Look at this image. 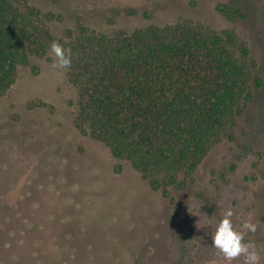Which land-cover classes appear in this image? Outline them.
Returning <instances> with one entry per match:
<instances>
[{
  "label": "rangeland",
  "instance_id": "rangeland-1",
  "mask_svg": "<svg viewBox=\"0 0 264 264\" xmlns=\"http://www.w3.org/2000/svg\"><path fill=\"white\" fill-rule=\"evenodd\" d=\"M229 0H29L59 19L113 33L193 19L234 28L263 85L235 128L169 194L151 188L127 160L75 125L77 90L53 68L50 49L18 68L0 98V264H227L211 234L227 208L235 226L251 217L264 264V0H240L244 19L217 9ZM232 264H244L241 257Z\"/></svg>",
  "mask_w": 264,
  "mask_h": 264
},
{
  "label": "trees",
  "instance_id": "trees-1",
  "mask_svg": "<svg viewBox=\"0 0 264 264\" xmlns=\"http://www.w3.org/2000/svg\"><path fill=\"white\" fill-rule=\"evenodd\" d=\"M217 9L231 22L246 16L240 0ZM56 18L29 0H0V98L18 68L46 55L53 41L71 48L76 127L165 195L186 187L213 147L234 140L263 85L248 42L234 28L179 19L108 33L80 20L55 37Z\"/></svg>",
  "mask_w": 264,
  "mask_h": 264
},
{
  "label": "clouds",
  "instance_id": "clouds-1",
  "mask_svg": "<svg viewBox=\"0 0 264 264\" xmlns=\"http://www.w3.org/2000/svg\"><path fill=\"white\" fill-rule=\"evenodd\" d=\"M50 54L53 56V68L67 70L72 65V50L65 48L59 41H53L50 45ZM234 211L227 208L222 219L217 223L215 231L211 234L212 247L220 256L232 264L233 261L243 257L244 264H260V253L253 241H246V235L255 233L258 224L249 217L239 227L232 220Z\"/></svg>",
  "mask_w": 264,
  "mask_h": 264
}]
</instances>
